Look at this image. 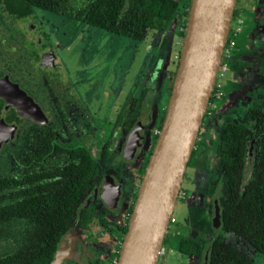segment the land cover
<instances>
[{
  "label": "flooded vegetation",
  "instance_id": "af4514ba",
  "mask_svg": "<svg viewBox=\"0 0 264 264\" xmlns=\"http://www.w3.org/2000/svg\"><path fill=\"white\" fill-rule=\"evenodd\" d=\"M189 1H181L182 7L172 13L163 28L143 26L134 36L95 26L66 12V8L50 11L27 0H0V249L16 256L11 264H28L24 255L48 245L57 233L54 252L71 229L68 249L72 256L64 264H81L84 259L87 264H115L137 186L156 141L155 129L163 119L166 106L160 105V98L164 93L169 96L184 32L180 27L184 22L185 29ZM237 3L230 24L238 13ZM251 7L254 14L249 24L252 21L253 28L245 41L248 44L237 45L222 79L221 88L230 82L232 90L223 92L220 88L218 97L210 96L204 115V120L208 119L199 129L183 175L178 198L187 193L183 187L193 188L188 197V220L181 224L176 248L166 246L164 235L157 264H207L210 241L218 234L232 246L229 235L243 241L242 247L236 242L235 248L257 264H264L248 242L219 228L223 203L228 198L223 169L233 159L222 142L224 124H239L254 131L252 110L264 106V20L258 17L256 2ZM65 33L78 38L90 34L81 41L108 56L115 51L114 37L124 40L123 48L144 41L145 63L131 85L126 83L123 96L120 71L115 67L111 70L107 61L103 62L104 69L108 64L109 70L103 72L95 88L86 82L97 74L98 65L83 72L85 76L78 68L69 75ZM226 94L228 103L216 109L215 101ZM256 139L252 134L245 142L238 179L241 185L253 172ZM252 140L255 155L246 177L245 152ZM71 203L76 204L75 209L66 220ZM177 220L173 216L170 229ZM187 239L200 249L185 250L183 241ZM168 252L173 255L166 263Z\"/></svg>",
  "mask_w": 264,
  "mask_h": 264
},
{
  "label": "water",
  "instance_id": "95a60500",
  "mask_svg": "<svg viewBox=\"0 0 264 264\" xmlns=\"http://www.w3.org/2000/svg\"><path fill=\"white\" fill-rule=\"evenodd\" d=\"M256 4L258 17L264 20V0H256ZM235 6L236 0L189 1L163 119L137 186L115 264H157L188 159L199 129L206 122L204 115ZM169 53L170 49L165 58ZM254 155L252 140L245 152L246 177ZM215 215L214 227L217 230L220 214L217 212ZM71 231L61 237L48 264H64L66 258L72 256L68 249ZM81 264H87L86 260Z\"/></svg>",
  "mask_w": 264,
  "mask_h": 264
},
{
  "label": "trees",
  "instance_id": "16d2710c",
  "mask_svg": "<svg viewBox=\"0 0 264 264\" xmlns=\"http://www.w3.org/2000/svg\"><path fill=\"white\" fill-rule=\"evenodd\" d=\"M50 11L66 12L122 34L139 35L143 26L163 28L174 11L182 7V0H27ZM188 1V0H187ZM79 4V6L75 5ZM182 35V33H181ZM178 59L179 53L176 52ZM254 131L239 124H224L223 144L233 153L232 161L223 169L227 181L225 190L228 198L223 203L220 230L230 231L243 238L264 256V106L253 108L250 116ZM255 134L256 158L252 175L243 185L239 183L243 150L248 138ZM74 203L68 207L67 219L73 215ZM13 206V204H12ZM11 207V205H10ZM9 207V208H10ZM71 211V212H70ZM12 217L14 214H3ZM2 214H0V221ZM65 220V221H66ZM58 234L54 233L48 245L36 247L24 256L28 264H47L55 247ZM185 250L193 252L200 246L191 239L183 241ZM226 242L223 234L210 241L207 264H257ZM183 252H186L185 250ZM16 256L0 249V264H11ZM264 261V258H263Z\"/></svg>",
  "mask_w": 264,
  "mask_h": 264
},
{
  "label": "rangeland",
  "instance_id": "374dc122",
  "mask_svg": "<svg viewBox=\"0 0 264 264\" xmlns=\"http://www.w3.org/2000/svg\"><path fill=\"white\" fill-rule=\"evenodd\" d=\"M237 2H238L237 12L240 13V16L243 18V23H242V30L235 36L236 46H234L233 48V54L235 53L236 47L239 43H240V47H244V45L246 46L248 44L246 42L248 40V37L250 36V31H252V28H253L252 27L253 22L251 21L249 24V19H252V15L254 14V11L251 6L255 4L256 0H237ZM50 16H55V15L50 14ZM231 24H233V22ZM59 34H61V32L56 33V35H59ZM65 34H66V39L69 42L68 49L65 51L68 54L65 60V64L70 72L69 75H72L73 72H75L76 69L78 68L80 70L79 72L80 75L85 76L84 73H87V72H90L91 70L96 69L95 67L98 65L97 74L92 78V80H89L86 82L92 88H95L100 84V81L104 76L103 72L108 71L109 70L108 67L111 65V70L112 68L115 67L116 69L120 71L121 79L124 81L123 86H122L123 92L121 94V96H123V93L126 90V83L129 82V84L131 85L132 79L137 74L138 69L141 68V65L145 63L144 53L142 52L145 49L144 41L141 42L138 46H133L132 44H130V45H127V48H123L122 45H123L124 40H122V38L114 37L113 40H115V42L113 45L115 47V51L111 52L108 56V53L103 54L102 51H100V49L98 52L94 48H91V44L81 41V38H85L86 40L87 36L88 35L90 36V34H86L85 36H82L81 38H78L76 34L75 36H72L68 33H65ZM177 50H178V47H177ZM61 53L63 52L61 51L60 54ZM106 61L109 62V66L107 64V66L104 69L105 64H103V62H106ZM229 63H230V59L228 60V65ZM112 74L114 76V83H116V80H117L116 74L115 73H112ZM77 78L80 79V76H78ZM229 86H230V82H228V85L225 86V88H221V89L223 90V92L229 88L232 90V87H229ZM228 94L231 95L233 93H228ZM228 94H226L225 98L222 97L223 99L215 101L214 106L216 109L220 108L226 101L228 103V96H229ZM163 95L164 97L161 96L160 98L162 100L161 101L162 103H160V105L165 107L167 104L166 102H167L168 96L165 95V93ZM157 110L159 113H161L159 109ZM158 116L159 118H161L162 115L160 116L159 114ZM205 119L207 121L208 117H205ZM158 125H160L159 121H158ZM183 188L186 190L187 193L183 198L177 199V204L173 211V216L179 221L177 220L176 225L172 229H170V227L168 226L167 231L165 233L168 239V243L166 246L170 250L176 248L178 240L181 238L179 235L181 228H182L181 224H184L185 219L188 218L187 210L189 208L188 202L190 201L188 197H190V193L192 192L191 190L193 188H190L189 186L183 187ZM228 237H229V240L234 245L238 244L237 246L242 247L241 245L243 241L236 239V237H233L231 235H229ZM202 248L205 249L204 246H202ZM172 255L173 254L170 252H168L165 255L166 258H164V260L166 263L170 262ZM258 258L263 259L262 254L259 253ZM161 260H162V256L160 257L159 262H161ZM175 264H183V262H176Z\"/></svg>",
  "mask_w": 264,
  "mask_h": 264
},
{
  "label": "built area",
  "instance_id": "2783aa9c",
  "mask_svg": "<svg viewBox=\"0 0 264 264\" xmlns=\"http://www.w3.org/2000/svg\"><path fill=\"white\" fill-rule=\"evenodd\" d=\"M242 23H243V18L240 16V13H236L233 18V24L229 25L227 38L222 49L221 61L216 76V80L213 86V93L211 94L214 97H218L220 94V88L222 85V79L225 73L227 62L228 59L231 57V54L233 53V48L236 44L235 36L242 30ZM180 29L181 31L184 30V22H182ZM158 132H159V128L155 129V134H157ZM172 222H173V215L169 217L168 224Z\"/></svg>",
  "mask_w": 264,
  "mask_h": 264
}]
</instances>
